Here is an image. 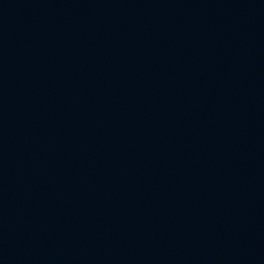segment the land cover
<instances>
[{
    "label": "water",
    "instance_id": "obj_1",
    "mask_svg": "<svg viewBox=\"0 0 264 264\" xmlns=\"http://www.w3.org/2000/svg\"><path fill=\"white\" fill-rule=\"evenodd\" d=\"M0 264H264V0H0Z\"/></svg>",
    "mask_w": 264,
    "mask_h": 264
}]
</instances>
